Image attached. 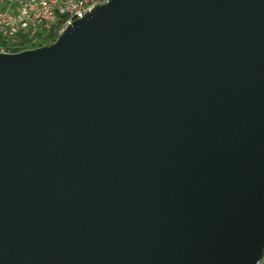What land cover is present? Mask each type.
Listing matches in <instances>:
<instances>
[{
	"label": "water",
	"instance_id": "95a60500",
	"mask_svg": "<svg viewBox=\"0 0 264 264\" xmlns=\"http://www.w3.org/2000/svg\"><path fill=\"white\" fill-rule=\"evenodd\" d=\"M264 0H110L0 54V264H255Z\"/></svg>",
	"mask_w": 264,
	"mask_h": 264
},
{
	"label": "built area",
	"instance_id": "2783aa9c",
	"mask_svg": "<svg viewBox=\"0 0 264 264\" xmlns=\"http://www.w3.org/2000/svg\"><path fill=\"white\" fill-rule=\"evenodd\" d=\"M104 4L105 0H74L71 6H62V0H0V37L22 36L27 30H38L43 36H49L53 21L59 19L62 11H69L70 18L81 19Z\"/></svg>",
	"mask_w": 264,
	"mask_h": 264
},
{
	"label": "bare ground",
	"instance_id": "6f19581e",
	"mask_svg": "<svg viewBox=\"0 0 264 264\" xmlns=\"http://www.w3.org/2000/svg\"><path fill=\"white\" fill-rule=\"evenodd\" d=\"M108 3L110 0H105ZM74 0H62V6H71ZM80 17L70 18L69 11H62L59 19L53 21L49 29V36H43L38 30H27L21 34H12L9 38L0 37V54L16 53L26 49H32L46 45L52 39H56L66 28ZM52 43V42H51ZM255 264H264V250L260 259Z\"/></svg>",
	"mask_w": 264,
	"mask_h": 264
},
{
	"label": "trees",
	"instance_id": "16d2710c",
	"mask_svg": "<svg viewBox=\"0 0 264 264\" xmlns=\"http://www.w3.org/2000/svg\"><path fill=\"white\" fill-rule=\"evenodd\" d=\"M55 39H52V40H50V42L49 41H47L48 43H46V45H49V44H51V42H53Z\"/></svg>",
	"mask_w": 264,
	"mask_h": 264
}]
</instances>
